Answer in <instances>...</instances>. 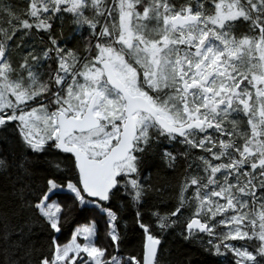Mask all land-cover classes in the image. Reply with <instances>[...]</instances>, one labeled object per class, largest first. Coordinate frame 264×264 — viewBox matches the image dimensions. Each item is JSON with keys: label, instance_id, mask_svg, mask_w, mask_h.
I'll return each instance as SVG.
<instances>
[{"label": "snow or ice", "instance_id": "snow-or-ice-1", "mask_svg": "<svg viewBox=\"0 0 264 264\" xmlns=\"http://www.w3.org/2000/svg\"><path fill=\"white\" fill-rule=\"evenodd\" d=\"M0 264H264V0H0Z\"/></svg>", "mask_w": 264, "mask_h": 264}]
</instances>
